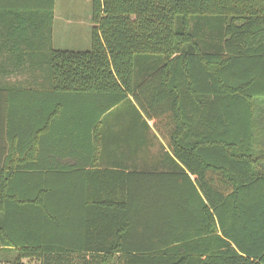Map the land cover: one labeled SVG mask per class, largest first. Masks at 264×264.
I'll return each mask as SVG.
<instances>
[{
  "label": "trees",
  "instance_id": "obj_1",
  "mask_svg": "<svg viewBox=\"0 0 264 264\" xmlns=\"http://www.w3.org/2000/svg\"><path fill=\"white\" fill-rule=\"evenodd\" d=\"M35 1L51 45L55 0ZM92 14L91 49L51 48L46 86L0 85V251L13 264H264V0H93ZM66 94L95 95L96 133L108 112L153 120L171 165H46Z\"/></svg>",
  "mask_w": 264,
  "mask_h": 264
},
{
  "label": "crops",
  "instance_id": "obj_2",
  "mask_svg": "<svg viewBox=\"0 0 264 264\" xmlns=\"http://www.w3.org/2000/svg\"><path fill=\"white\" fill-rule=\"evenodd\" d=\"M36 6L45 7V3L35 0H0V73H4L0 85L46 86L45 77H41L39 72L47 71L45 57L50 54L51 48L54 49L56 8L52 42L47 45L46 19L43 13H31V7ZM16 73L20 75L15 76ZM156 88H159L156 84L150 85V100L158 94ZM161 92L167 99V91ZM94 98L93 94H66L57 100L58 112L45 133L43 154L46 165L50 164L51 168L86 170H142L171 165L167 156L169 149L154 127L153 120L147 119V128L142 121H134L135 114L117 111L116 115L109 116L112 112H108L99 120L96 133L93 120L99 116V112L95 111L98 102L94 104ZM66 99L79 102L69 107L65 104ZM84 101L87 102V110L81 111Z\"/></svg>",
  "mask_w": 264,
  "mask_h": 264
},
{
  "label": "rangeland",
  "instance_id": "obj_3",
  "mask_svg": "<svg viewBox=\"0 0 264 264\" xmlns=\"http://www.w3.org/2000/svg\"><path fill=\"white\" fill-rule=\"evenodd\" d=\"M56 20L54 24L55 38L54 49L55 50H68L75 52H83L91 49V35L93 28V0H56ZM45 72H39V75L44 78ZM20 73H16L15 76H19ZM3 79L0 76V83H3ZM79 101H73V99H66L65 104L69 107L78 103ZM87 102H83L81 105V111L86 107ZM25 109L34 111L36 107H40L38 100H30L25 103ZM28 105V107H27ZM27 107V108H26ZM255 113L258 118V128L264 129V121L261 117L264 116V101L256 102ZM17 252L15 250L0 251V264H13ZM112 264H118L116 259L111 260ZM24 264H36L31 260H24Z\"/></svg>",
  "mask_w": 264,
  "mask_h": 264
}]
</instances>
